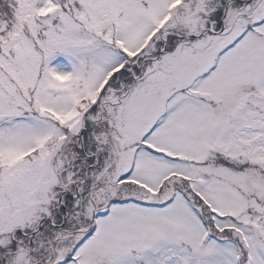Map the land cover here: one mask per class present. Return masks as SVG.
Returning a JSON list of instances; mask_svg holds the SVG:
<instances>
[{
	"label": "snow or ice",
	"instance_id": "6c2138e0",
	"mask_svg": "<svg viewBox=\"0 0 264 264\" xmlns=\"http://www.w3.org/2000/svg\"><path fill=\"white\" fill-rule=\"evenodd\" d=\"M0 264H264V0H0Z\"/></svg>",
	"mask_w": 264,
	"mask_h": 264
}]
</instances>
